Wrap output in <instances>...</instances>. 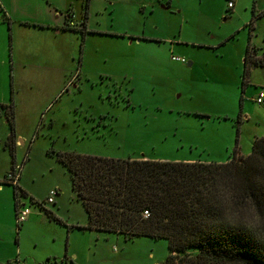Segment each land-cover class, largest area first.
Returning <instances> with one entry per match:
<instances>
[{
  "label": "rangeland",
  "instance_id": "1",
  "mask_svg": "<svg viewBox=\"0 0 264 264\" xmlns=\"http://www.w3.org/2000/svg\"><path fill=\"white\" fill-rule=\"evenodd\" d=\"M164 1L96 0L93 31L140 36L146 28V38L131 44L95 32L62 35L51 44L53 61L42 68L29 62L20 83L9 84V99L13 91L26 129L36 118L44 122L38 120L37 147L27 154L19 181L29 220L18 224L15 186L0 190L3 263L162 264L169 255L166 240L127 241L80 228L88 224L87 213L58 152L224 163L236 149L248 155L264 137V103L254 101L264 92V0H234L235 9L231 0ZM250 41L260 64L245 80ZM38 42L37 50L45 45ZM1 90L6 92L0 81ZM6 130L2 125L0 133ZM26 153H19L20 164ZM9 166L10 155L0 149V176ZM51 190L59 194L53 204Z\"/></svg>",
  "mask_w": 264,
  "mask_h": 264
},
{
  "label": "trees",
  "instance_id": "2",
  "mask_svg": "<svg viewBox=\"0 0 264 264\" xmlns=\"http://www.w3.org/2000/svg\"><path fill=\"white\" fill-rule=\"evenodd\" d=\"M68 18L66 29L85 38L88 10L81 29L71 25V15ZM258 56L250 41L245 80L251 67L260 64ZM239 153L236 149L224 163L117 159L67 152L57 156L88 215V224L80 228L119 233L127 240H166L169 255L164 264H264V237L226 226L214 206L217 179L230 176L264 213V185L255 180L264 169V137L256 139L249 155ZM19 191L26 193L15 186L17 199Z\"/></svg>",
  "mask_w": 264,
  "mask_h": 264
},
{
  "label": "crops",
  "instance_id": "3",
  "mask_svg": "<svg viewBox=\"0 0 264 264\" xmlns=\"http://www.w3.org/2000/svg\"><path fill=\"white\" fill-rule=\"evenodd\" d=\"M95 1L96 0H36L35 4H33L28 0H0V6L2 7L0 10V81L6 88V92H3V90L0 92V128L2 125L7 126V130L0 133V149L10 155V166L8 169H6L7 171H5L4 175L0 176L1 191H3V187L5 185L12 186V184L8 183L5 178L14 166H22V175L20 180L22 179L23 170L25 169L27 162V154L32 152L35 147H37V139L39 134H37V132L35 133V130L39 122L38 120L44 122L42 118H36L31 125V130L28 131L26 129L28 120L25 121L24 118H22V112L20 111L22 104H16V96H14L15 94L13 91L11 99H9V84L13 87L12 84L14 82L20 83V71L27 68L29 62L36 64L38 68H42L46 66V63L42 64L43 62H47L49 64L51 61H53L54 56L51 54V44L58 42L62 35L67 34L70 36L72 33L82 35L79 32L66 29V24L69 21L68 14L70 13L73 21L76 24V27L81 29L85 11L86 9L88 10L86 28L89 32L86 34L85 38L90 33V35H92V32L97 33V35H109L115 38H128L131 44L136 41L142 42L141 39L146 38V28L144 29L143 35L140 36L136 32H123L122 30L116 31L114 28L102 30L99 27V30L93 31L92 20L93 10L95 9ZM161 1L162 3L166 2L164 0ZM172 1L173 0L168 2L170 6L172 5ZM87 3H89L88 8L86 7ZM106 8L107 7H104V9ZM235 8L236 4L232 9ZM145 25L147 26V20L145 21ZM142 36L143 38H141ZM150 38L153 42H157L159 44L165 41V38L162 37L150 36ZM38 41L42 42V44L44 43L45 45L42 49L37 50L34 43L39 45ZM189 63L188 66H191L192 63L191 65H189ZM256 97L254 98V101ZM2 106H6V108H3ZM42 111L43 110L40 112ZM27 115L29 116L28 113ZM26 151L27 153L26 156H24L25 158L23 163L20 164L19 153H25ZM138 159L150 158L141 157ZM183 161L192 162L195 160L184 159ZM19 192L21 193V191ZM116 234L122 235L119 233ZM142 238L148 239V241H156L148 237H138L135 239ZM152 247L153 246L151 244L149 257H154ZM65 258L61 257L62 260ZM48 262L51 263V259H49ZM164 262L162 264H164ZM0 264L5 263L0 261ZM15 264H19V262Z\"/></svg>",
  "mask_w": 264,
  "mask_h": 264
},
{
  "label": "clouds",
  "instance_id": "4",
  "mask_svg": "<svg viewBox=\"0 0 264 264\" xmlns=\"http://www.w3.org/2000/svg\"><path fill=\"white\" fill-rule=\"evenodd\" d=\"M255 180L264 185V169ZM213 196L214 206L219 211L223 224L232 228H244L258 238L264 237V213L260 211L255 200L243 192L233 177L218 178Z\"/></svg>",
  "mask_w": 264,
  "mask_h": 264
},
{
  "label": "built area",
  "instance_id": "5",
  "mask_svg": "<svg viewBox=\"0 0 264 264\" xmlns=\"http://www.w3.org/2000/svg\"><path fill=\"white\" fill-rule=\"evenodd\" d=\"M171 1V0H170ZM235 6V1L231 0L229 2V8H233ZM72 26H76L75 22H71ZM175 60L181 61L183 63H187L188 61L184 58H180L177 56H174ZM255 102H257L258 104H262L264 103V92H260L259 95L256 97ZM22 174V166L20 165H16L13 167V169L8 173V175H6L5 180L10 183L13 184L14 186H18L19 187V181H20V177ZM58 195V191L57 190H51L49 197H48V203L53 204L55 203V197ZM20 192H19V196H18V203H17V210H16V214H17V221L18 224H21L23 222H25L26 220H28L29 216H30V210L26 207L25 204H21L20 203ZM146 214L148 215V213L146 212Z\"/></svg>",
  "mask_w": 264,
  "mask_h": 264
},
{
  "label": "water",
  "instance_id": "6",
  "mask_svg": "<svg viewBox=\"0 0 264 264\" xmlns=\"http://www.w3.org/2000/svg\"><path fill=\"white\" fill-rule=\"evenodd\" d=\"M189 65H191V63H189Z\"/></svg>",
  "mask_w": 264,
  "mask_h": 264
}]
</instances>
